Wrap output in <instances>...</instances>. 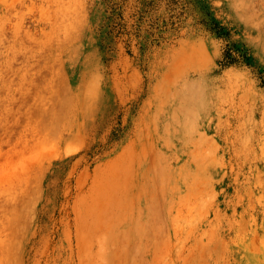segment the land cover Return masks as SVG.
<instances>
[{
  "label": "rangeland",
  "instance_id": "obj_1",
  "mask_svg": "<svg viewBox=\"0 0 264 264\" xmlns=\"http://www.w3.org/2000/svg\"><path fill=\"white\" fill-rule=\"evenodd\" d=\"M184 5L130 52L105 0H0V264H264V0Z\"/></svg>",
  "mask_w": 264,
  "mask_h": 264
},
{
  "label": "trees",
  "instance_id": "obj_2",
  "mask_svg": "<svg viewBox=\"0 0 264 264\" xmlns=\"http://www.w3.org/2000/svg\"><path fill=\"white\" fill-rule=\"evenodd\" d=\"M107 16L106 34L111 42L122 41L129 51L132 47L143 50L148 43H158L165 37L164 31H176L185 23L188 6H179L180 0H105ZM199 23L221 38L229 32L212 17ZM251 56L247 49L228 44L224 53L225 64L248 62Z\"/></svg>",
  "mask_w": 264,
  "mask_h": 264
}]
</instances>
